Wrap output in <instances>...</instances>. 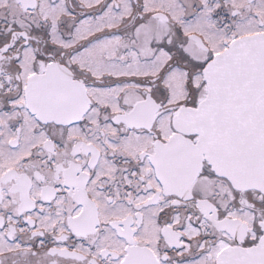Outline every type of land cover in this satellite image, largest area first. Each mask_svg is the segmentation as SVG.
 I'll return each instance as SVG.
<instances>
[{
  "label": "snow or ice",
  "instance_id": "snow-or-ice-1",
  "mask_svg": "<svg viewBox=\"0 0 264 264\" xmlns=\"http://www.w3.org/2000/svg\"><path fill=\"white\" fill-rule=\"evenodd\" d=\"M0 264H264V0H0Z\"/></svg>",
  "mask_w": 264,
  "mask_h": 264
}]
</instances>
